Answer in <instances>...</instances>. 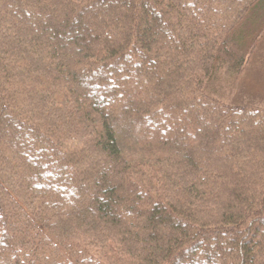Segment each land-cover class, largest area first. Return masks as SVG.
Instances as JSON below:
<instances>
[{
	"label": "trees",
	"instance_id": "16d2710c",
	"mask_svg": "<svg viewBox=\"0 0 264 264\" xmlns=\"http://www.w3.org/2000/svg\"><path fill=\"white\" fill-rule=\"evenodd\" d=\"M257 3L0 0V264H264V110L204 92Z\"/></svg>",
	"mask_w": 264,
	"mask_h": 264
},
{
	"label": "rangeland",
	"instance_id": "374dc122",
	"mask_svg": "<svg viewBox=\"0 0 264 264\" xmlns=\"http://www.w3.org/2000/svg\"><path fill=\"white\" fill-rule=\"evenodd\" d=\"M243 19L231 33L233 47L246 58L241 72L226 73L227 64L208 80L204 92L231 107L264 110V0Z\"/></svg>",
	"mask_w": 264,
	"mask_h": 264
}]
</instances>
